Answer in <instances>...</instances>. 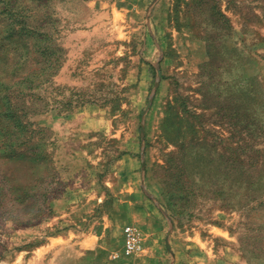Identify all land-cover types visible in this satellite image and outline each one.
<instances>
[{
	"label": "rangeland",
	"instance_id": "1",
	"mask_svg": "<svg viewBox=\"0 0 264 264\" xmlns=\"http://www.w3.org/2000/svg\"><path fill=\"white\" fill-rule=\"evenodd\" d=\"M0 264H264V0H0Z\"/></svg>",
	"mask_w": 264,
	"mask_h": 264
},
{
	"label": "built area",
	"instance_id": "2",
	"mask_svg": "<svg viewBox=\"0 0 264 264\" xmlns=\"http://www.w3.org/2000/svg\"><path fill=\"white\" fill-rule=\"evenodd\" d=\"M122 255L127 257L140 250L142 245L141 232L133 225H126L122 230Z\"/></svg>",
	"mask_w": 264,
	"mask_h": 264
}]
</instances>
